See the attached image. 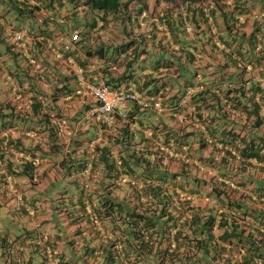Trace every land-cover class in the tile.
<instances>
[{
  "label": "crops",
  "instance_id": "0c3cea01",
  "mask_svg": "<svg viewBox=\"0 0 264 264\" xmlns=\"http://www.w3.org/2000/svg\"><path fill=\"white\" fill-rule=\"evenodd\" d=\"M207 1L202 0L203 4ZM223 1L233 5L237 0ZM240 1L246 2L243 8L250 6L251 11L258 9L257 5L251 6L255 1ZM144 4L145 9L141 13L137 12V8H143ZM16 5L12 1L0 0V101L8 104V110L13 113L4 134L15 144V148L10 151L11 155L16 160L35 158L36 168L31 178L12 177L0 184V264H148L146 249L139 245L140 239L131 233V229L135 227L124 219L123 210L129 207L130 201L121 202L123 196L127 192L131 194L137 186L131 185V173L123 175L121 179V175L116 177L114 173L110 176L109 164L119 167L120 160L128 158L133 148L136 151L142 148L143 153L153 156V159H161L170 171H179V158L182 156L172 155L166 146L167 150L164 149V144H173L179 135L198 125L189 124V119L185 122L178 121L183 112L173 116V119L168 111L159 114L129 103L118 105L106 120L88 117L87 111L95 102L88 84L103 77L116 79L120 87L129 85L134 90L142 87V94L150 95L147 92L150 88L145 90L143 83L153 67L148 65L146 69H142L141 64L157 59L156 55L151 56L153 51L150 49L157 50L155 44L162 35L161 30L169 32H166L165 25L156 26L157 22L150 25L143 18L148 15V20L157 21L158 15H164L167 11L175 14L183 10L185 5L181 0H139L132 3L134 10L130 9V14L132 21L136 18L142 27L137 29L134 24L129 36L120 32L117 21L109 22L101 32L97 31V26L90 31L91 36L102 34V39L108 44L128 40L132 42L125 47L128 49L122 53L123 57L126 54L134 57V50L138 48L140 54L134 57V66L127 69L122 62L113 61L112 57L108 59V54L103 58L86 56L81 44L74 46L69 52L62 51L60 46L67 36L64 35L65 30L55 27L54 31L43 36V20L51 25L50 11L41 9L28 13L24 10L22 14H17ZM8 9L13 18L10 17L11 14L5 13ZM239 12L237 16L242 22L248 13L245 9ZM99 13L92 12L91 19ZM60 15L55 20L65 28L66 19H61ZM189 26L191 28L188 32L192 37L190 46L195 49L196 57H202L203 63L202 71H197L196 76L189 74L190 79L202 76L205 83H217L231 75L232 70L236 71L233 60L239 59L243 42L240 45L237 41L232 42L227 48L229 54L222 51L221 47L216 52L224 33L222 26L217 23L202 24L200 27H195L192 23ZM237 27L238 38L243 32L248 35L252 29L249 23L238 24ZM17 33L21 34L19 40L14 39ZM152 33L154 41L150 40ZM140 35L145 36L146 40L142 41ZM194 59L191 63L186 59L184 63L188 67L192 64L197 68L200 61L195 57ZM120 60L122 61L121 58ZM129 61L124 60L125 63ZM81 63L85 64L84 68ZM80 71L84 80L80 79ZM154 74L160 76L156 69ZM250 75L251 72H248L245 79ZM233 76H236V72ZM175 91L173 88L167 95H172ZM260 113L264 116L263 108ZM248 120L251 122L252 118ZM181 123L183 124L179 125ZM179 127H185L186 130L182 132ZM168 132L170 133L167 134ZM260 133L264 137V121ZM241 134H246L249 138L251 133L245 127ZM2 135L0 132V137ZM203 137L208 142L201 153L207 158L214 138ZM189 139H194V145L197 144L195 138ZM26 148H30V151ZM216 158L218 160L220 156ZM227 160L232 162V169L229 167L218 171L213 168L216 161L208 163L207 159L198 165L201 169L197 171V175H204L206 181L201 185V203L215 205L212 203L214 196L208 195L209 198H206L205 194L216 184L224 189V193L217 199L224 204L226 201L233 202L234 206L230 212L226 204V207L221 204L215 207L221 206L220 210L223 212L234 211L240 216L244 213L247 219L248 209L264 210V191L261 190L264 187V171L258 168H237L240 165L237 157ZM193 161L194 159H189V166L186 168L190 171L189 174L194 175ZM140 172L137 169L135 174ZM139 182L140 180L137 184ZM109 198H115L119 203L110 206L109 201H104ZM198 200L194 198L193 205H202ZM115 208L122 211L124 218L110 221L101 217L104 211L110 212ZM245 223L248 224V221ZM257 224L259 221L251 219L250 228ZM186 230L188 232L189 228ZM215 233L217 235L219 230L215 229ZM167 236L168 234H158L164 247L166 245L163 240ZM119 240L124 242L122 247ZM258 246L262 254L264 239ZM244 250V247L228 250L227 246L223 251L224 260L221 258L217 264H236L245 254ZM260 257L263 260L257 264H264V253ZM202 260L211 263L208 255H203ZM179 262L175 261L176 264Z\"/></svg>",
  "mask_w": 264,
  "mask_h": 264
},
{
  "label": "trees",
  "instance_id": "16d2710c",
  "mask_svg": "<svg viewBox=\"0 0 264 264\" xmlns=\"http://www.w3.org/2000/svg\"><path fill=\"white\" fill-rule=\"evenodd\" d=\"M8 1L17 4V14H22L24 10L28 13L38 12L41 9L50 11L52 14V18L49 19L51 25L45 19L43 20L45 26L43 36L54 31L55 27L66 30V24L69 20L75 21L76 25L83 28L75 46L81 44V48L88 57L103 58L105 54H108V59L112 57L113 61L122 62V65L127 69L134 66V57L140 54L136 47L134 57L131 54L129 56L126 54L123 57L122 53L128 49L125 47L132 42L128 40L108 44L102 39V34L92 36L90 34V31L96 26L97 31L101 32L113 20L118 22L120 32L126 36L132 32L134 24H136L137 29L142 27L141 22H137L136 18L135 21H132L130 14V11L134 10V7H131L132 3L139 0ZM252 1L255 2L251 6L257 5L256 11H251L250 6L243 8L246 2L240 0H237L233 5L223 0H208L205 4L202 0H181L185 7L175 14L167 11L164 15H158L157 21L156 19L148 20V15H146L143 20H146L147 24L155 25V22H157L156 26L163 24L166 32H169L165 33L164 30H161L162 35L155 44L157 50L150 49L153 51L151 56L156 55L157 59L153 62L144 61L141 64L142 69H146L148 65L153 67L150 68L151 70L143 83L145 90L150 88L147 90L150 95H143L142 87L136 88L137 90L129 88V85L120 87L118 80L103 77L110 88L134 90L146 98L158 100L162 109L143 108L131 101L126 103L159 114L168 111L172 117L181 115L183 112L184 114L178 121L185 122L189 119L191 122L189 124L198 125L185 132H183L186 130L185 127H179L178 129L183 134L174 139L173 144H164V149L167 150V147L172 155L182 156L179 158V161L181 159L179 171H170L167 165L161 162V159H153V156L150 157L149 154L143 153L142 148L139 151L133 148L128 158L124 157L120 160L119 167L109 164L111 165L108 169L110 176L114 173L116 177L121 175V179L123 175L131 173V185L132 187L137 186V188L134 187L135 190L131 194L127 192L121 199V202L130 201L129 207L123 210L125 218L122 211H118L117 208L106 213L104 211V215L101 217L110 221L123 217L129 221L135 227L131 229V233L140 239L139 245L147 251L148 264H164L169 263V261L173 264L177 260L180 261L179 264H217L221 258L224 260L223 251L227 246L228 250L233 247H244L245 254L238 259L236 264H257L263 260L260 255L262 256L264 249L261 254L258 244L264 239V210L248 209L246 211L247 219L244 213L240 216L234 211L231 213L223 212L220 210L222 205L224 207L228 205L227 210L230 212L234 203L226 201L225 205L217 199L224 193V189L219 188L216 184L212 185L205 196L209 198L213 195L214 201L212 203L221 204V206L202 204L203 190L201 185L206 181L204 175H197V171L201 169L198 167L200 163L206 159L208 163L214 162L217 160V156H220V159L216 161L213 168L218 171L226 170L229 167L232 169V162H228L227 159H236V157L240 161L237 168H258L264 171V137L260 133L261 124L264 121V116L260 113L262 108L264 110V1ZM87 9L100 13L93 20L87 18L82 22L81 18L78 17L79 13H84ZM143 9H145V4L143 8H137V12L141 13ZM244 9L248 15L241 22L237 14H240L239 10ZM59 15L61 19H66L65 28H63L62 23L58 25L55 20ZM212 22L224 28V33L221 35L222 41L220 40L221 44H217L216 52H219L218 47H221L222 51L229 54L227 48L235 41L238 42V45L243 42V51L239 54L238 60H233V67L236 71L232 70L231 75H227V78L220 82L205 83L202 76L192 79L189 77L191 73L196 76L197 71H202L203 63L202 57H196L195 49L190 46L192 37H190L188 30L192 23L195 27H200L202 24L211 25ZM247 23L252 26L250 33L246 35L243 32L238 38L236 34L237 25H246ZM140 36L142 41L146 40L145 36ZM150 40L154 41V33L151 34ZM200 47L202 48V43ZM142 51L147 52L145 49ZM148 56L150 57V54ZM194 57L200 61L198 62L199 66L195 68L194 65L190 64L188 67L184 61L188 59V63H191L195 60ZM124 60L130 61L125 63ZM80 65L83 68L85 66L83 63ZM155 69L160 76L154 74ZM235 72L236 76H233ZM248 72H251V75L245 79ZM234 77L236 78L234 79ZM173 88L176 91L172 95H167ZM8 107V104H0V132L3 133L0 137V184H4L5 180L12 177L15 178L16 175L31 178L36 168L35 158L16 160L11 155L10 151L15 148V144L8 135L4 134L13 117V113L8 110ZM250 117L252 118L251 122L248 120ZM245 127H248L251 133L249 138L246 137V134H241ZM203 136L214 138L210 144L212 147L210 155L207 158L201 153L208 142V139L204 140ZM189 137L195 138L197 144L194 145V139H189ZM163 141L165 142L166 139ZM26 149L29 150L30 148ZM186 159H188L187 162H185ZM189 159H194V175L189 174L190 171L186 168L189 166ZM122 161H125L126 164ZM137 169L141 171L139 174H135ZM139 180L140 182L137 184ZM199 185L200 187H198ZM261 190L264 191V187H261ZM194 198L200 199L198 201L202 205H193ZM104 201H109L110 206H116L119 203L115 198ZM138 207L142 209L139 210ZM251 219L259 221V224L250 228ZM244 220H247L248 224ZM177 225H180L178 229H176ZM155 226L157 227L155 228ZM172 227L174 229H171ZM186 228H189V233ZM215 229L219 230L217 235ZM128 233L130 234L129 231ZM159 233L168 234L163 240L165 247L158 238ZM119 241L121 242L119 245L122 247L124 242ZM198 252H201L200 255ZM203 255H208L211 263L202 260Z\"/></svg>",
  "mask_w": 264,
  "mask_h": 264
},
{
  "label": "built area",
  "instance_id": "2783aa9c",
  "mask_svg": "<svg viewBox=\"0 0 264 264\" xmlns=\"http://www.w3.org/2000/svg\"><path fill=\"white\" fill-rule=\"evenodd\" d=\"M14 39H21V34H15ZM78 39L79 33L75 30L72 33L71 38L63 44L64 51H71ZM79 76L81 80H84L82 71L79 72ZM88 89L95 100L87 111L88 117H98L106 120L110 117L117 104H125L128 101L134 102L143 108H154L156 110L162 109L158 100L146 98L134 90L126 88H110L103 78L98 79L96 82H90L88 84Z\"/></svg>",
  "mask_w": 264,
  "mask_h": 264
},
{
  "label": "rangeland",
  "instance_id": "374dc122",
  "mask_svg": "<svg viewBox=\"0 0 264 264\" xmlns=\"http://www.w3.org/2000/svg\"><path fill=\"white\" fill-rule=\"evenodd\" d=\"M262 1H264V0H262ZM151 7H152V5H150V11H151ZM148 9H149V6H148ZM93 12H96V11H93ZM98 13H99V11H97ZM7 15L8 14H11L10 12H9V9L5 12ZM91 13H92V11L91 10H89V9H87V11L86 12H84V13H79V16L78 17H80L81 18V20H82V22H84L85 21V19H87L88 18V20H90V16H91ZM10 17L11 18H13L14 16L11 14L10 15ZM73 18H74V16H72ZM113 21H116V20H113ZM73 30H77L78 32H79V34L81 35V32L83 31V28H81V27H79V25H76V23H75V21H73L72 19L71 20H69V22L66 24V30L64 31V35H67V38L68 39H65V40H62V43H61V46H60V49H62V51H64V49H63V44L66 42V41H68L70 38H71V35H72V33H73ZM57 52H59V49H58V51ZM50 102H52L51 100H50ZM0 104H3L1 101H0ZM130 104V103H129ZM118 105H122V103H119V104H117V106ZM116 106V107H117ZM16 178H18V179H20L21 178V176L20 175H16Z\"/></svg>",
  "mask_w": 264,
  "mask_h": 264
},
{
  "label": "clouds",
  "instance_id": "9594fccd",
  "mask_svg": "<svg viewBox=\"0 0 264 264\" xmlns=\"http://www.w3.org/2000/svg\"><path fill=\"white\" fill-rule=\"evenodd\" d=\"M75 30H73V32H74ZM77 31V30H76ZM79 33V32H78ZM64 39H67V36H66V38H64ZM91 106V105H90Z\"/></svg>",
  "mask_w": 264,
  "mask_h": 264
}]
</instances>
